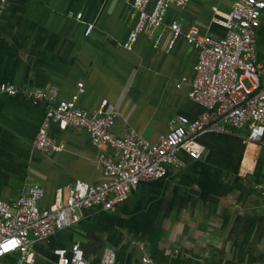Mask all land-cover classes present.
<instances>
[{
	"label": "crops",
	"instance_id": "obj_1",
	"mask_svg": "<svg viewBox=\"0 0 264 264\" xmlns=\"http://www.w3.org/2000/svg\"><path fill=\"white\" fill-rule=\"evenodd\" d=\"M232 1L187 0L181 31L192 25L219 33L210 19ZM69 11L80 12V19ZM126 14L122 0H9L0 15V82L54 88V102L76 93V105L85 111L105 99L106 108L118 113L114 134L131 129L156 141L174 115L194 118L202 111L187 98L195 52L182 37L167 48V30L156 48L138 37L132 53L123 51ZM173 18L177 13L169 10L165 22ZM255 41L257 58L264 60V10ZM44 110L43 103L31 104L20 94L0 98V199H13L37 181L43 190L38 204L45 206L57 191L64 197L76 179L104 180L96 157L108 149L92 146L81 129L51 125L49 134L62 150L32 147ZM244 135V129L229 127L202 134L198 160L178 152L183 168L138 183L111 210H83L71 228L31 244V264H55L54 249L73 241L89 264H98L104 246L113 249L114 264H131L142 252L156 264H264V203L254 189L264 181V135L242 145ZM240 163L251 171L242 172ZM0 264H17L16 255L1 256Z\"/></svg>",
	"mask_w": 264,
	"mask_h": 264
},
{
	"label": "built area",
	"instance_id": "obj_2",
	"mask_svg": "<svg viewBox=\"0 0 264 264\" xmlns=\"http://www.w3.org/2000/svg\"><path fill=\"white\" fill-rule=\"evenodd\" d=\"M9 0H0V15ZM127 3L126 17L130 29L119 47L133 52L138 37L156 48L163 30L168 31L166 47L182 37L184 43L195 52L192 77L188 81L187 98L200 106L202 111L194 118L174 115L167 131L156 141L150 142L142 135L128 129L120 135L111 131L117 111L106 108V100L85 111L76 105L77 94L54 102V88H22L0 82V98L22 95L31 104L43 103L45 110L35 131L32 147L45 153L62 150L49 134L51 125L57 129H81L94 147H105L108 152H98L96 161L104 180L90 184L76 179L64 197L55 192L53 201L39 206L43 190L39 182L28 184L24 193L10 200L0 199V257L13 253L17 264H31V244L51 234L71 228L81 218L85 209L111 210L123 202L138 183L162 178L167 168L180 169L185 162L178 152L192 160H198L201 147L196 139L224 127L244 129L242 145L260 142L264 135V60L256 54L255 35L264 10V0H234L223 13L214 12L210 23L219 33L199 32L194 26L181 31L183 8L187 0H122ZM169 10L177 18L165 22ZM79 20L81 13L67 12ZM85 25L84 35L91 29ZM184 78L176 82L179 87ZM81 83H77L80 92ZM240 170L250 172L251 167L240 163ZM264 203V181L254 184ZM55 264H89L77 241L53 251ZM115 253L104 246L98 264H114ZM131 264H156L142 252Z\"/></svg>",
	"mask_w": 264,
	"mask_h": 264
}]
</instances>
